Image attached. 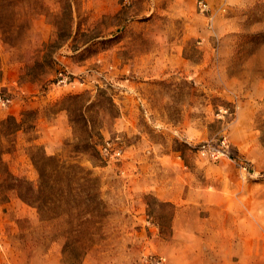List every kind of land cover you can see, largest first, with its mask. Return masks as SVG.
Listing matches in <instances>:
<instances>
[{
    "label": "rangeland",
    "instance_id": "obj_1",
    "mask_svg": "<svg viewBox=\"0 0 264 264\" xmlns=\"http://www.w3.org/2000/svg\"><path fill=\"white\" fill-rule=\"evenodd\" d=\"M0 97V264H230V214L264 232V0H0Z\"/></svg>",
    "mask_w": 264,
    "mask_h": 264
},
{
    "label": "crops",
    "instance_id": "obj_2",
    "mask_svg": "<svg viewBox=\"0 0 264 264\" xmlns=\"http://www.w3.org/2000/svg\"><path fill=\"white\" fill-rule=\"evenodd\" d=\"M261 227L260 218H250L243 213L230 214V264H253V261L264 259Z\"/></svg>",
    "mask_w": 264,
    "mask_h": 264
},
{
    "label": "trees",
    "instance_id": "obj_3",
    "mask_svg": "<svg viewBox=\"0 0 264 264\" xmlns=\"http://www.w3.org/2000/svg\"><path fill=\"white\" fill-rule=\"evenodd\" d=\"M42 173V172H41ZM43 174V173H42ZM56 191H53V192H51V198L53 197V193H55ZM20 194V199L23 201V202H25V203H27V204H30V203H34V204H37V202H39V203H42L41 201H37L36 200V202H32L31 200H29L28 198H25V196L24 195H22L21 193H19ZM51 200V199H50ZM45 202L44 203H42V207H44V208H47V206H48V204L50 203L49 202V200H48V198L47 197H45V200H44ZM39 209H40V207H38Z\"/></svg>",
    "mask_w": 264,
    "mask_h": 264
},
{
    "label": "built area",
    "instance_id": "obj_4",
    "mask_svg": "<svg viewBox=\"0 0 264 264\" xmlns=\"http://www.w3.org/2000/svg\"><path fill=\"white\" fill-rule=\"evenodd\" d=\"M63 81H67V77L63 78ZM10 100L9 99H6V98H3V97H0V103L4 106H7L9 104Z\"/></svg>",
    "mask_w": 264,
    "mask_h": 264
}]
</instances>
